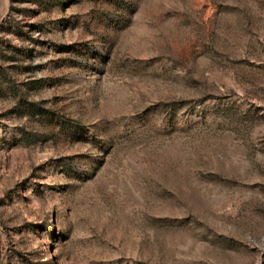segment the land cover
I'll return each instance as SVG.
<instances>
[{"label": "rangeland", "instance_id": "374dc122", "mask_svg": "<svg viewBox=\"0 0 264 264\" xmlns=\"http://www.w3.org/2000/svg\"><path fill=\"white\" fill-rule=\"evenodd\" d=\"M0 264H264V0H0Z\"/></svg>", "mask_w": 264, "mask_h": 264}]
</instances>
